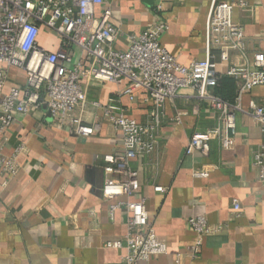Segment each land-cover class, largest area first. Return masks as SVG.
<instances>
[{
  "label": "crops",
  "instance_id": "0c3cea01",
  "mask_svg": "<svg viewBox=\"0 0 264 264\" xmlns=\"http://www.w3.org/2000/svg\"><path fill=\"white\" fill-rule=\"evenodd\" d=\"M214 0H104L111 7V22L120 29L115 46L124 49L128 36L162 17L167 28L161 45L179 61L206 56L205 26ZM236 1L232 17L242 25L248 52L262 48L264 0ZM159 6V9H158ZM40 41L55 48V36L42 32ZM215 52V51H214ZM221 73L215 93L234 99L237 81L225 74L243 57L232 51L228 61L214 56ZM10 77L24 73L11 67ZM121 84L89 85L88 120H100L103 107H124L137 120L146 117L147 105L139 95L130 101L118 94ZM164 106L156 149L133 159L139 185L130 198L142 194L150 226L165 241V253L153 258L161 264H264V182L252 167V152L264 139L260 123L252 116L249 101L264 106V85L243 91L236 112L234 145L225 149L211 139L206 155L186 154L190 134L217 123L216 112L184 89ZM99 101L101 107L92 103ZM18 113L0 132V157H12L16 172L0 168V264H122L124 248L112 245L126 232L127 212L110 205L126 198L102 195L104 153L120 143L121 131L102 120L91 135L69 133L54 125L45 109ZM177 111L179 120H174ZM207 169L195 175V168ZM154 185L166 187L160 192ZM240 203L234 211L232 203ZM203 215L211 232L191 254L196 231L188 219Z\"/></svg>",
  "mask_w": 264,
  "mask_h": 264
},
{
  "label": "built area",
  "instance_id": "2783aa9c",
  "mask_svg": "<svg viewBox=\"0 0 264 264\" xmlns=\"http://www.w3.org/2000/svg\"><path fill=\"white\" fill-rule=\"evenodd\" d=\"M235 4L212 2L205 26L206 56L183 63L160 43L167 28L162 17L129 35L126 48L120 49L115 46L120 29L112 24L111 7L104 0H0V132L16 114L42 111V106L52 123L69 133L91 135L100 129L102 120L121 131L119 145L102 156L101 192L109 199L126 197L110 205L111 216L119 205L127 212L126 232L112 242L124 248L122 264H161L152 259L167 249L150 226L146 197L130 198L139 185L138 169L131 162L155 151L166 101L192 89L198 101L216 112L217 123L194 130L184 149L186 154L206 155L213 138L222 148L233 147L241 94L264 85V33L262 48L248 52L244 29L232 17ZM42 32L55 36L54 49L41 43ZM232 51L243 60L226 68L225 74L237 81L235 98L227 99L213 90L221 77L214 56L228 61ZM11 67L23 71V80L10 77ZM92 81L121 84L118 94L130 101L140 95L147 105L146 117L137 120L124 107L114 110L105 105L100 120H88L84 112ZM92 103L102 105L97 100ZM249 106L264 132V106L253 100ZM179 114L173 119L179 120ZM251 164L257 179L264 182V139L253 150ZM0 168L15 173L14 159L0 157ZM193 173L206 175L207 169L195 168ZM153 189L166 191L162 185ZM232 207L238 211L240 203L234 200ZM188 221L196 231L190 247L194 255L211 227L203 215Z\"/></svg>",
  "mask_w": 264,
  "mask_h": 264
},
{
  "label": "water",
  "instance_id": "95a60500",
  "mask_svg": "<svg viewBox=\"0 0 264 264\" xmlns=\"http://www.w3.org/2000/svg\"><path fill=\"white\" fill-rule=\"evenodd\" d=\"M43 107V109H45V106H42Z\"/></svg>",
  "mask_w": 264,
  "mask_h": 264
}]
</instances>
